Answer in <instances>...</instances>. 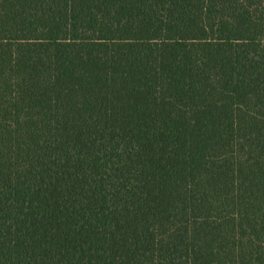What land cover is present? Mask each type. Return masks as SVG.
<instances>
[{
    "label": "trees",
    "instance_id": "1",
    "mask_svg": "<svg viewBox=\"0 0 264 264\" xmlns=\"http://www.w3.org/2000/svg\"><path fill=\"white\" fill-rule=\"evenodd\" d=\"M0 264H264V0H0Z\"/></svg>",
    "mask_w": 264,
    "mask_h": 264
}]
</instances>
